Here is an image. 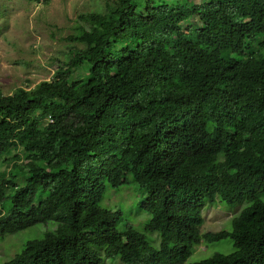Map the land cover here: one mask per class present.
Wrapping results in <instances>:
<instances>
[{"label": "trees", "instance_id": "trees-1", "mask_svg": "<svg viewBox=\"0 0 264 264\" xmlns=\"http://www.w3.org/2000/svg\"><path fill=\"white\" fill-rule=\"evenodd\" d=\"M193 14L202 27L184 36L178 1L117 0L83 15L84 47L52 81L0 92V161H15L0 171V243L56 225L1 264H186L224 238L235 251L190 264H264V0ZM124 189L133 202L112 203ZM218 203L243 207L203 233Z\"/></svg>", "mask_w": 264, "mask_h": 264}, {"label": "rangeland", "instance_id": "rangeland-1", "mask_svg": "<svg viewBox=\"0 0 264 264\" xmlns=\"http://www.w3.org/2000/svg\"><path fill=\"white\" fill-rule=\"evenodd\" d=\"M117 0H0V92L11 95L18 88L34 89L43 81H52L63 62L68 61L77 49L84 45L71 39L87 25L83 15L93 12L105 13L108 6ZM173 2L175 0H168ZM186 8L188 18L180 25L184 36L191 31H199L202 22L198 16L190 15V8L202 5L208 0H176ZM82 74V72H81ZM79 77L78 72L74 74ZM46 122V120H44ZM17 153L16 162L24 161L22 149ZM13 153L10 154V157ZM15 161L6 157L0 161V171L6 176ZM135 196L134 189H124L113 193L111 202L131 204ZM242 204H215L205 206V222L201 228L205 232H218L232 228V219L237 215ZM134 212H136L134 210ZM37 224L21 232L5 237L0 243V264L20 252L25 243L43 235L46 229L55 228ZM159 234H148L152 245L159 247ZM235 251L231 238H224L212 243L195 247V252L186 264L208 259L216 253L230 254ZM105 264H121L119 260H107Z\"/></svg>", "mask_w": 264, "mask_h": 264}]
</instances>
